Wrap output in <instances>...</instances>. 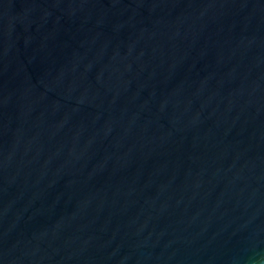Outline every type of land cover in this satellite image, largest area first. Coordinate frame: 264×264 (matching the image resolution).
I'll return each instance as SVG.
<instances>
[{"label": "water", "instance_id": "obj_1", "mask_svg": "<svg viewBox=\"0 0 264 264\" xmlns=\"http://www.w3.org/2000/svg\"><path fill=\"white\" fill-rule=\"evenodd\" d=\"M0 264H264V0H0Z\"/></svg>", "mask_w": 264, "mask_h": 264}]
</instances>
